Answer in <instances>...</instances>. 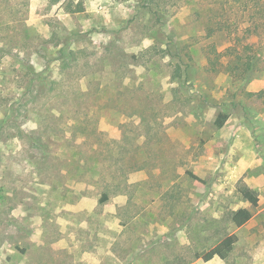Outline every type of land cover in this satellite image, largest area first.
<instances>
[{
    "label": "rangeland",
    "instance_id": "rangeland-1",
    "mask_svg": "<svg viewBox=\"0 0 264 264\" xmlns=\"http://www.w3.org/2000/svg\"><path fill=\"white\" fill-rule=\"evenodd\" d=\"M0 264H264V0H0Z\"/></svg>",
    "mask_w": 264,
    "mask_h": 264
},
{
    "label": "trees",
    "instance_id": "trees-1",
    "mask_svg": "<svg viewBox=\"0 0 264 264\" xmlns=\"http://www.w3.org/2000/svg\"><path fill=\"white\" fill-rule=\"evenodd\" d=\"M218 29L225 30L231 33L232 26L223 23L218 27ZM235 29L237 30V28ZM232 47H234L236 51L238 50L236 45L227 46L224 51H218L217 46L215 44L209 45V54L207 56L208 69L213 70V71L219 70L220 66L224 64L222 57L224 56V54H226V49H231ZM227 118H228L227 114L225 113L219 114L217 118V124L223 125L225 121L227 120ZM240 192H241L242 197L245 200H247L250 204H252L253 206H257L259 204V197L254 190L248 187H242ZM107 199H108V196L106 193H104L101 201H105ZM251 216H252V213L249 209L239 208L232 212L231 220L237 226H241L245 224L251 218ZM238 240H239V237L236 233L228 234L224 236L221 240H219L211 248L201 253H197L196 257L198 258L201 257L202 260L204 261L212 260L215 257L226 259L230 255V253L233 251Z\"/></svg>",
    "mask_w": 264,
    "mask_h": 264
}]
</instances>
